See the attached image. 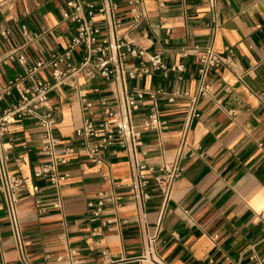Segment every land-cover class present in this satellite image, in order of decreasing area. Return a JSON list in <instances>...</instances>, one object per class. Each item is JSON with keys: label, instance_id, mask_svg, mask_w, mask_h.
Returning <instances> with one entry per match:
<instances>
[{"label": "crops", "instance_id": "0c3cea01", "mask_svg": "<svg viewBox=\"0 0 264 264\" xmlns=\"http://www.w3.org/2000/svg\"><path fill=\"white\" fill-rule=\"evenodd\" d=\"M114 2L122 21L119 32L134 45L160 53L167 65L183 67L128 81L131 88L145 92L134 113L143 138L138 159L170 170L180 157L183 171L166 203L161 189L150 181L151 198L143 213L125 198L117 207L105 204L95 215L99 193L126 195L132 168L124 152L101 151L99 165L87 161L83 153L66 155L68 161L58 170L67 178L54 187L33 176L41 163L50 160L41 151V126L31 119H15L10 133L0 137V149L8 157V171L25 180L17 203L21 244L0 196V263L110 264V259H124L123 264H141L137 259L147 234L154 238L162 264H252V255L264 258V223L259 217L264 211V0H141L143 18L135 25L127 0ZM65 9L56 0H0V33L8 30L6 37L0 34V87L66 45L75 23L63 18ZM94 20L105 27L98 16ZM23 27L38 37L26 41ZM194 44L217 51L232 47L238 75L225 67L209 71L206 81L214 83V90L197 99L199 115L189 122L188 98L168 102L158 97L167 128H144L152 103L148 91L195 93L198 64L191 55L181 54ZM79 53L77 49L76 58ZM19 54L26 57L25 63L17 60ZM48 76L49 68L41 69L25 76L22 84ZM76 84L75 88L62 84L49 92L56 118L52 132L61 141L58 152L78 146L74 133L83 118L79 93L96 97L91 89L98 86L101 94L113 96V84L94 73L80 74ZM14 97L15 93L6 97L0 106Z\"/></svg>", "mask_w": 264, "mask_h": 264}, {"label": "built area", "instance_id": "2783aa9c", "mask_svg": "<svg viewBox=\"0 0 264 264\" xmlns=\"http://www.w3.org/2000/svg\"><path fill=\"white\" fill-rule=\"evenodd\" d=\"M56 1L64 4L66 9L63 18L75 23V32L62 49L51 50L47 57L38 59L32 67H29L24 75L10 78L0 87V103L15 93L11 102L3 107L0 106V137L10 133L15 119H31L41 126V151L49 155L50 160L41 163L33 172V176L46 179L54 187L59 186L67 178L66 173L58 170L60 163L68 161L66 155L83 153L87 161L99 165L102 161L101 151L124 152L132 168V177L126 195L99 193L95 215L105 204L110 203L117 207L125 198L134 201L143 213L144 204L151 198L148 190L150 181L161 189L162 202L166 203L173 182L182 173L183 166L179 161L180 157L174 161L170 170H166L164 166L155 168L138 159V155L142 153L143 138L141 129L134 123V113L139 109L145 92L138 87L131 88L128 81L152 71L163 73L178 71L183 69L182 65H167L160 53H150L145 48L134 45L131 39L119 32L122 21L116 16L117 3L114 0H101L98 4L92 0ZM140 3L141 0H127L134 25L143 18V12L139 9ZM95 16L104 22V28L94 20ZM0 34L6 37L8 30L5 29ZM23 34L26 41L38 37L37 33L29 34L24 27ZM77 49L80 51L78 58L75 57ZM181 54L191 55L198 64L197 89L193 94L179 90L168 92L161 88L148 91L152 103L142 122L144 128L154 130L167 128L165 120L159 113L156 102L158 97H163L168 102L178 97L188 98L189 122L192 117L199 115L195 109L197 99L210 96L214 90V83L206 81L209 71L225 67L238 75L235 51L230 46L217 51L210 46L194 44L183 48ZM16 58L20 63L26 62L23 54H19ZM45 68H49L47 78L37 77L29 84H22L25 76ZM83 73H94L104 83L113 84L111 89L113 96L111 99L109 94H101L98 86L91 89L92 92L98 93L96 97H89L86 91L79 93L83 118L74 133L78 146L68 145L58 152L56 146L61 141L52 132L56 118L49 92L62 84L75 88L77 77ZM7 161V155L0 149V196L10 227L17 242L21 244L17 203L25 180L20 175L8 171ZM32 189L37 191L39 187L34 184ZM35 202L39 206V211H43L44 206L40 199H36ZM52 204L57 205L58 202L53 201ZM259 217L264 223V211L259 213ZM160 218L161 215L159 221ZM153 241L152 236L148 234L145 236L144 252L137 259L141 264H162L154 251ZM250 260L252 264H264V258L255 255H252ZM124 261V259H110L109 262L123 264Z\"/></svg>", "mask_w": 264, "mask_h": 264}]
</instances>
